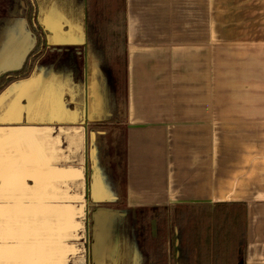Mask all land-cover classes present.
Listing matches in <instances>:
<instances>
[{
    "label": "crops",
    "instance_id": "crops-1",
    "mask_svg": "<svg viewBox=\"0 0 264 264\" xmlns=\"http://www.w3.org/2000/svg\"><path fill=\"white\" fill-rule=\"evenodd\" d=\"M82 1V7L70 9L79 12L78 19L63 17L48 26L65 23L63 44L85 53L90 45L95 59L107 56L109 48L95 49L98 34L89 31L88 20L104 34L99 37L104 44L123 46L126 205L174 207L181 215L187 209L237 208L243 215L239 264H264V0ZM218 50L226 79L223 101L230 109L242 83V119H215ZM85 71L86 65L82 76ZM82 87L85 91L86 84ZM58 120L33 119L26 126L16 119L0 121V135L7 138L0 146V223L9 227L12 221L8 236H17L21 221L41 206L64 207L55 214L62 210L58 219L67 220L71 205L86 204V172L73 167L65 135L72 128L84 133L77 127L84 121ZM21 132L31 136L26 148L19 145ZM4 163L9 179L1 177ZM77 235L84 245L83 227ZM12 237L0 238V249Z\"/></svg>",
    "mask_w": 264,
    "mask_h": 264
},
{
    "label": "rangeland",
    "instance_id": "rangeland-1",
    "mask_svg": "<svg viewBox=\"0 0 264 264\" xmlns=\"http://www.w3.org/2000/svg\"><path fill=\"white\" fill-rule=\"evenodd\" d=\"M29 1L34 4L37 11L35 22L40 26L43 25L44 29L47 23L50 26L52 23L62 21L59 10L61 0H0V66L5 59L14 64V60L20 55L21 47L33 44V34L31 35L28 25L26 24L22 29L19 26V21L25 20ZM75 3L77 4L78 0ZM57 30L58 28L55 27L51 29V32L56 33ZM51 44L57 45L52 41ZM107 46L108 55L103 54V57L97 55V59L94 58L90 45L86 47V53L83 52V47H79L84 53L82 63L86 62L87 70L86 76L81 77L79 84L73 82L68 67L58 57L60 55L46 53L30 77L12 83L0 95V121L16 119L26 126L29 125L27 123L33 122V119L45 120L49 123L59 121L58 119L65 121L78 119L79 123L87 120L85 125L77 126L85 130L84 133L80 132V136L77 135L75 128H72L69 133L65 132L66 139L72 145L71 152L74 153L73 167L82 168V171L86 172L87 187L83 195L86 204L71 205L73 210L70 211L67 220L58 219L62 217V210L60 215L55 214L56 209L60 213L58 209H64V207L41 206L31 218L27 216L21 221L19 234L12 235L13 237L8 236L13 229L12 225L10 227L12 221L9 227H5L6 223L5 226L3 223L4 227H2L0 223V238L2 240L6 237L15 238L7 247L4 245V249H0V264H84L85 256L87 264H92L93 260H97L99 264H116L123 259L125 261L122 264H126L129 245H132V264L148 263L147 252L153 249L158 252L159 248L160 250L164 248L163 250L166 251L165 264L179 262L180 264H237L242 258V253L239 255L236 253L240 246L239 242L242 240V211L239 212L237 208L229 209L228 213L187 209L182 210L183 215H181L174 207L146 209L130 208L126 205V63L121 44L109 43ZM219 59L220 51L218 50L216 51V101L219 102H216L215 119H242V107L239 105V101L242 100V97H239L240 94L242 96V83H238L236 97L231 98L230 109H227L223 101L226 79L223 80L221 70L223 63ZM236 68L239 69L237 65ZM234 77H232L231 92ZM84 84H86L85 91L82 89ZM85 102L86 110L83 107ZM88 115L89 120L86 118ZM52 128L54 132L60 129L57 125ZM100 131L105 134L98 133ZM21 133L22 138L20 137L19 141L22 142H18L22 148H26L25 140L31 136L30 133ZM6 139L5 133L2 132L0 146ZM44 142L46 144L47 139ZM19 145L16 144L15 147L17 153L22 150ZM67 145L66 142V148ZM82 145L85 147L82 148ZM66 148L63 151H68ZM61 149L57 148L58 151ZM80 150L83 151L82 155ZM93 160H95L97 171V183L101 185L95 190L94 178H92ZM2 167L1 177L9 179L7 164L4 163ZM90 189L91 200L87 196ZM93 191L99 198L103 197V200L94 201ZM86 208L89 215H87L88 229L91 226L90 217L95 209H105L115 213L99 215L100 224L92 226V232L99 231L101 236V240L96 244V254L91 251V247L95 245L92 240L93 233L91 235L88 233L84 245L77 235V232L82 229L81 222ZM216 225L217 228H214ZM220 228L223 231L218 236ZM179 229L182 230L184 245L189 247L192 240L199 242L197 246L199 252H192V257L189 255L191 252H188L187 255L190 258L186 260L180 258V253L176 257V252L180 249L178 243L176 244ZM4 234L7 235L4 236ZM216 236L219 237L217 240H220L219 243L212 242V238L214 237L215 240ZM112 244H114L113 247L115 246L113 253L111 252ZM214 245L219 247L215 250L216 256L212 254ZM240 247L242 250V246ZM154 260L157 264H163V259L160 263L158 257Z\"/></svg>",
    "mask_w": 264,
    "mask_h": 264
},
{
    "label": "trees",
    "instance_id": "trees-1",
    "mask_svg": "<svg viewBox=\"0 0 264 264\" xmlns=\"http://www.w3.org/2000/svg\"><path fill=\"white\" fill-rule=\"evenodd\" d=\"M75 2H76V0H61L59 10H60V13L62 15L61 16L62 18L64 17V18H71L72 19L71 16H74V17H77V19H78L79 12H77L75 9L73 12H71L70 9L75 8V6H77L78 8L82 7L83 1L78 0L77 4ZM36 12L37 11L35 10L34 4L31 1H29V4H27L25 19H26V22H27L29 29L31 30V32L35 38V42H34L33 46L31 47V49L26 54L25 59L19 68L8 70V71L0 74V93L4 89H6L9 85H11L12 83L17 82V81H21V80H25L28 77H30L34 71V68L43 60V57L46 53H55V54L57 53L56 50H53L46 43L45 35L47 34V31L44 29L43 26H40L39 24H37L35 22ZM90 23H93V22L91 20H88V26H90L88 28L89 31L92 32V34L93 33L98 34L97 35L98 44L96 45L97 47H95V44H93L91 46L93 47V49L95 47V49H98V51L102 52L108 46H107V44H104L102 42V40H100L101 38H99V37L102 35V34L100 35V33H101L100 30L95 29L94 25L93 24L91 25ZM68 28L69 27L65 23L61 22V24H60L61 30H68ZM110 44L113 45L112 43H110ZM64 48H66L68 50L63 53V56H61V58L63 57L62 60L66 63L68 69L70 70L73 82H76V83L80 82L81 77H82V73H83V69H84V63H82L83 61H82V57L79 55L78 47H76V46L75 47L74 46H65ZM230 209H232V208H230ZM228 210L229 209H226V210L225 209L224 210H222V209L217 210L216 209L215 211H216V213H218L219 211H223L225 213H228L229 212ZM214 228H217V225L214 226ZM220 229L221 230L218 232V236L221 233V231H223L222 228H220ZM181 231L182 230L179 229V231L177 232V234L179 236V238H178V246L180 247L179 253H180V258H182L183 260H186V259L190 258V256L192 255V252H197V251L199 252V248H197L199 242H197L198 240L195 242L192 240L189 247H188V245H184V243H183L184 239H183V235H182ZM241 234L243 235V224H242ZM218 236H216L215 240H214V237L212 238L213 243H219L220 242V240L217 241L219 238ZM241 244H242V240H240V242H239L240 246H241ZM240 246L238 247V252H236L237 255H239V253H240V250H239ZM131 247H132V245H129L128 249H127V264H132V248ZM218 248L219 247H217L215 245L213 246V249H214V253H212L213 256H216L215 250H218ZM163 249L160 250V248H159L158 252L155 249H153L151 251L149 250L146 254V259H148V263H146V264H157L154 260L155 257H158L159 263L163 259V264H165V262H166V259H165L166 258V251ZM188 252H191V253H189L190 256L187 255ZM230 259H231V257H230ZM189 262L190 261H188V263ZM228 262H229V260H228ZM237 264H239V262H237Z\"/></svg>",
    "mask_w": 264,
    "mask_h": 264
},
{
    "label": "flooded vegetation",
    "instance_id": "flooded-vegetation-1",
    "mask_svg": "<svg viewBox=\"0 0 264 264\" xmlns=\"http://www.w3.org/2000/svg\"><path fill=\"white\" fill-rule=\"evenodd\" d=\"M45 25V24H44ZM43 26V25H42ZM44 27V26H43ZM49 27L48 26V23H47V25L45 26V30L47 31V34L45 35V39H46V43H47V45L48 46H50V47H54V46H58L57 48H55V49H53V50H56L57 51V55H60V56H58L60 59H62L61 58V56H63V53L65 52V51H67L68 49H66V48H64L65 46H67V45H65V44H63V40L64 39H66L65 38V35H62L63 33H62V30L60 29V28H58V30H57V32L55 33V32H51V29H53V28H55V27H50V28H47ZM57 28V27H56ZM57 33H61V35H58ZM51 41L52 42H54L55 44H57V45H52L51 44ZM84 53H82L81 51L79 52V55L82 57H84V55H83ZM58 58V59H59ZM66 64V63H65ZM67 66V65H66ZM84 66H85V62H84ZM37 67V66H36ZM35 67V68H36ZM34 68V69H35ZM77 84H79V82L77 83ZM6 89H4V91H5ZM3 92V91H2ZM1 92V93H2ZM1 93H0V95H1ZM83 107H84V109L86 110V107L83 105ZM88 120H89V118H90V116L88 115L87 117H86ZM85 118V119H86ZM86 122H87V120H85ZM86 122H84L83 123V125H85L86 124ZM98 133H100V134H105V132H103V131H100V132H98ZM91 184H92V182H91ZM96 188H94V190H95ZM91 194H92V192H91V189L89 190V194L87 195L89 198L88 199H92V196H91ZM94 195V201H97L98 199H99V196H97V195H95V192L93 193ZM100 201V200H99ZM97 209H95V211H96ZM115 214V213H114ZM87 215H88V212H87V208H86V213L83 215V217H82V222H81V224L83 225L82 227H83V232H85L86 233V240H87V236H88V233H90V235L93 233V238H92V240H94V233H95V231L94 232H92V226L93 225H98V224H100V222L98 221L97 223H95L94 221H93V216H91L90 217V219H91V226L89 227V229H88V225H87ZM92 215H93V213H92ZM108 215H110V214H108ZM89 216V215H88ZM111 217L109 216V219H110ZM108 219V220H109ZM114 225V224H113ZM113 225H111V228H113ZM89 231V232H88ZM114 240V239H113ZM115 241H117V239H115ZM113 245L114 244H112V250H111V252L113 253L114 252V249H115V246L113 247ZM86 249V248H85ZM93 250V247H91V251ZM84 253H85V250H84ZM83 253V254H84ZM92 253H93V251H92ZM84 258V264H87L86 263V256L85 257H83ZM123 258H125V257H123ZM94 261L95 260H93L92 261V264H95L94 263ZM125 260L123 259V260H121V262L120 261H117V263L116 264H122L123 262H124ZM99 264V263H98ZM127 264V263H126Z\"/></svg>",
    "mask_w": 264,
    "mask_h": 264
},
{
    "label": "water",
    "instance_id": "water-1",
    "mask_svg": "<svg viewBox=\"0 0 264 264\" xmlns=\"http://www.w3.org/2000/svg\"><path fill=\"white\" fill-rule=\"evenodd\" d=\"M22 5L23 4H21V6ZM26 24H27L26 19L19 21V26H20L21 29L23 27H25ZM31 35H32V33H31ZM34 42H35V38L33 36V44H34ZM33 44L31 46L30 45H27L25 47H21V49H20V55L18 56V58L16 60H14V64L11 63L9 60L5 59L2 62V66H0V74L3 73V72H6L8 70H12V69L19 68L22 65V63H23V61L25 59L26 54L31 49V47L33 46ZM3 59H4V56H3ZM92 162H93V175H92V178H94V188H97L98 187V183H97V179H96L97 178L96 177L97 176V171L95 170V160H93ZM98 200H100V201L103 200V197L99 198ZM106 213L107 214H111V215L114 214V212H111V211H108V210H105V209H98L92 215L93 216V221L95 223H97L98 222L99 215H103V214H106ZM100 240H101L100 232L99 231H95V233H94V242H95V245L93 246V250H92L93 251V254H96V251H97V247H96L97 245L96 244H98ZM94 263L95 264H98V261L95 260Z\"/></svg>",
    "mask_w": 264,
    "mask_h": 264
},
{
    "label": "bare ground",
    "instance_id": "bare-ground-1",
    "mask_svg": "<svg viewBox=\"0 0 264 264\" xmlns=\"http://www.w3.org/2000/svg\"><path fill=\"white\" fill-rule=\"evenodd\" d=\"M84 89V88H83ZM88 91V90H87ZM56 147V146H55ZM31 259V258H30ZM8 262V261H7ZM37 262V261H36ZM9 263V262H8Z\"/></svg>",
    "mask_w": 264,
    "mask_h": 264
}]
</instances>
